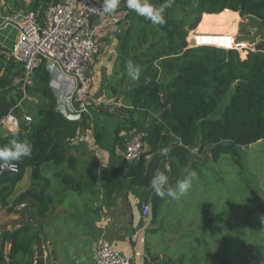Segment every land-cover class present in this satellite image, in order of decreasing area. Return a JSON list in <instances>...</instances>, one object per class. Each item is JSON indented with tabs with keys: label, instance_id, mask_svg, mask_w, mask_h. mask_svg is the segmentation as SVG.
I'll use <instances>...</instances> for the list:
<instances>
[{
	"label": "trees",
	"instance_id": "1",
	"mask_svg": "<svg viewBox=\"0 0 264 264\" xmlns=\"http://www.w3.org/2000/svg\"><path fill=\"white\" fill-rule=\"evenodd\" d=\"M151 3L160 6L164 0ZM238 13L250 18V24H256L262 35L259 47L249 49L244 58L230 45L189 46L186 26L195 18L199 23L190 36L224 45L227 43L223 41L229 39H223L224 31L220 36H210L204 29H212L215 22H224L226 28L231 19L236 32ZM164 17L163 25H153L126 6L121 8L119 21L123 28L115 31L120 50L116 65L122 79L128 76L129 61L141 73L139 80L129 77L125 91L129 106L121 107L126 116L116 134L121 129L141 128L146 135L140 157L132 162L124 160L116 167L103 166L97 171L96 161L88 157L90 151L84 148L83 141H73L81 125L88 127V114L83 111L80 120H69L57 110L45 59L35 64L24 85L14 86V78L23 73L24 65L0 56V91L14 86L9 95L0 92V118L9 112L18 116L19 138L33 145L31 157L17 162V172L0 170V207L19 212L25 219L9 238L6 232L0 236V264H32L27 256L40 236L34 224L45 221L52 205L63 202L68 195L80 194L85 206L97 211L100 206L94 201L101 193L97 180L107 191V203L112 204V197L124 189L139 197L150 186L156 170L166 174L170 167L172 178L187 168L203 175L204 170L211 169L226 155L236 167L237 185L240 189L249 188L243 181L240 147L264 141V0H174ZM239 32L244 34L239 39L249 34L248 29ZM228 93L229 100L221 108ZM31 98L35 101L30 102ZM143 110L147 115L158 112L157 117L145 121L139 117ZM214 112L217 115H212ZM23 113L31 119L24 120ZM12 133H2L0 129V147L8 143ZM161 149H168L167 156L161 155ZM193 149L197 156L207 153L211 163L193 158ZM27 168H31L30 184L18 198L16 206L23 204L18 209L10 205L8 196ZM258 211L262 218L253 222V232L249 230L248 236L236 232L234 241L223 238L225 234L215 221L227 216L216 211L207 220L212 222L216 234L207 230L201 234L184 233L181 242L187 249L170 248L158 264H264V199L258 204ZM157 232L159 229L148 227L144 233L148 255L152 249L149 238ZM247 237L250 240L245 244L242 240ZM8 239L6 259L3 248Z\"/></svg>",
	"mask_w": 264,
	"mask_h": 264
},
{
	"label": "crops",
	"instance_id": "2",
	"mask_svg": "<svg viewBox=\"0 0 264 264\" xmlns=\"http://www.w3.org/2000/svg\"><path fill=\"white\" fill-rule=\"evenodd\" d=\"M10 1L9 4H6L8 12L0 10V47L6 49L12 46L20 28L15 21L6 22L5 17L11 15L10 11L14 8H19L22 4L27 5L29 2V0ZM121 5L122 7L126 6V0L124 2L121 1ZM35 12L42 15L43 9L38 8ZM119 14L121 16V9ZM105 19L104 15H96L92 18L93 24L98 26L100 39L105 43L110 41L114 45L111 52L113 54V63L109 72L111 73L113 69L118 76L116 75V77L112 78L107 76L105 86L115 90L117 85L122 88L123 94L118 97L119 100L115 96H111L107 103H104L108 107L116 105L112 107L113 109H105L101 105L94 106L93 102L87 101L86 112L89 118L86 123L88 127L84 128L81 125L73 138V141H77L80 140L81 136L85 137V140H82L84 148L90 151L88 157L96 161L94 168L97 171L103 166L116 167L122 165L124 161V146L132 134L139 130V128L131 130L121 129L116 134V128L122 125V119L126 116L121 107L129 106V100L125 96V91L129 87V77L121 78L116 65V58L120 55L119 43L115 37V32L112 36L108 32L110 27L114 28V30L123 28V22L119 21V23H122V27H118L119 25L116 27L115 25L114 27L105 28L101 26ZM195 30H197V27ZM204 30L208 31L211 29ZM194 31H191V33ZM97 65L98 63L93 66L94 69ZM99 70L97 69L94 75L98 76ZM93 71V69L89 70L91 78ZM0 129L6 131L2 128ZM27 170H29L27 177L24 174L8 196L10 205L18 209L23 206L21 204L16 206L17 202L13 206V201L16 198L18 201L22 191L30 184L31 168H27ZM96 187L101 192L98 200L94 201V205L100 206L97 211L89 210L80 194L68 195L63 202L52 205L45 221L34 224V226L38 227L40 236L39 242L33 244L32 252L27 256L31 257L32 264H94V256L102 240L110 242L124 255L131 256L135 264H156L153 257L144 250L143 230L151 226V219L148 218L150 206L156 208L162 198L153 194L150 198V206L147 204L149 207L148 212L143 214L139 199L132 192L125 189L121 190L112 197L114 202L108 204L107 191L102 188L100 180H97ZM151 215L153 217V214ZM24 220L19 212H8L0 207V236L3 232H10L11 234L12 230L19 227ZM10 234L7 233L8 238ZM9 249L10 243L8 239L5 241L3 248L6 259ZM17 257L21 259L22 255L18 254Z\"/></svg>",
	"mask_w": 264,
	"mask_h": 264
},
{
	"label": "rangeland",
	"instance_id": "3",
	"mask_svg": "<svg viewBox=\"0 0 264 264\" xmlns=\"http://www.w3.org/2000/svg\"><path fill=\"white\" fill-rule=\"evenodd\" d=\"M9 1L10 0H0L1 11H9L6 8V4H9ZM48 3L47 0H29L27 5L22 4L19 8H14L10 13L14 14L30 10L37 11L38 8L42 10ZM229 20L230 23H227L229 25L228 27H224V22H215L214 26H211L213 28L207 32L210 36L213 34L220 36L222 35L220 32L224 31L225 36L223 39L227 38V36H229V39H225L223 43L226 42L228 45L235 47L239 51L240 56L244 58L249 49L259 47L262 39L261 30L256 24H250L252 22L250 18H243L238 15L235 22V32V28H232L233 22L231 19ZM117 25H119L118 27H122V23H117L116 27ZM242 28L248 29L249 34H247V37L239 39L237 38L238 36L244 35L239 32ZM115 31L116 30L111 27L108 30L111 36ZM194 32H196V30ZM190 34L191 31L188 37ZM202 40L204 39L197 41L201 43ZM102 42L103 40H101V43ZM113 46L114 45L111 44L110 41L102 43L101 51L98 55V65L95 69L94 67L92 68L94 71L92 78L90 76L91 84L86 100V102H93L92 104L94 106L101 105L105 109H113L112 107L116 106L112 105L108 107L106 106L107 104H104L107 103V100L111 98V96H115V98L119 100L118 97L123 94L122 88L117 85L115 90L105 86L107 76H111V78L116 77V75L118 76L117 72L113 69L111 73L109 72L113 63V54H111ZM97 69H100L98 71V76L94 75ZM14 86L17 85L14 84ZM14 86H10L0 92L9 95L13 92ZM229 96L228 93L222 100L221 108L227 104ZM31 101H35V99L31 98L30 102ZM145 112L146 111L143 110V113L139 115V117L144 118L145 121H150L151 116L153 120L157 117L158 113L154 112V114L149 113V115H147ZM212 115H217V112H214ZM160 116L162 115L160 114ZM1 132L4 133L5 131L1 130ZM194 152L195 149L192 150L193 158H198L205 163L210 162L207 153L197 156ZM240 152L242 153L244 164L243 181L249 188L244 187L240 189L236 181V167L230 156L223 155L218 162L213 163L211 169L204 170L203 175L195 173L189 192L180 199L165 197L162 198V202L160 201L156 208H152L149 203L151 196L154 194L151 185L139 194V203L145 202L150 206V213L148 215V218L151 219L150 227L159 229L156 235L149 238L152 248L151 257H153L156 264L165 258L168 254V250L172 247L180 246V250L187 249V246H184L181 242V236L184 233L195 231L201 234L207 230L213 235L216 234L214 230L215 227L213 229L211 228L213 225L212 222H207L216 211H221L223 215L225 214L227 216L220 217L215 223H217L218 227L224 232L225 235L223 238L226 237L228 241L235 240L236 232L242 233V236L245 234L248 236L249 230L253 232V222L262 218L260 215L261 213L258 211V204L264 199V141L240 147ZM28 172L29 170L26 169L24 173L26 177ZM189 172L190 169H183L176 174L175 178H172L174 173L173 171L171 172L169 167L166 173L169 178V185L175 187L177 181L184 179ZM151 214H153V217ZM143 232L145 233L146 229L143 230ZM242 236L238 237L237 240H240ZM249 240L250 238L247 237L242 241L246 244ZM190 244L191 243H188V245Z\"/></svg>",
	"mask_w": 264,
	"mask_h": 264
},
{
	"label": "built area",
	"instance_id": "4",
	"mask_svg": "<svg viewBox=\"0 0 264 264\" xmlns=\"http://www.w3.org/2000/svg\"><path fill=\"white\" fill-rule=\"evenodd\" d=\"M102 7L103 0H57L46 4L42 15L30 10L5 17L6 22L15 21L20 28L9 49L0 47V56L11 57L24 65L23 73L14 78V83L24 85L35 64L40 59H45L51 77L50 87L56 96L57 110L69 120H80L81 113L86 111L91 84L89 70L96 65L102 47L98 26L93 24L92 18L101 15L98 10ZM121 8L120 4L114 14L104 15L106 19L101 26L107 28L119 23ZM195 37H187L189 46L226 47L221 44L199 43ZM23 119L29 121L31 118L23 113ZM19 123V117L12 112L0 118V128L7 132L16 131ZM145 135V131L141 129L132 134L124 146L123 160L132 162L140 157ZM79 139L82 141L85 137L81 136ZM141 207L143 214H146L149 208L147 203L142 202ZM94 264L135 262L131 256L124 255L110 242L102 240L96 250Z\"/></svg>",
	"mask_w": 264,
	"mask_h": 264
},
{
	"label": "clouds",
	"instance_id": "5",
	"mask_svg": "<svg viewBox=\"0 0 264 264\" xmlns=\"http://www.w3.org/2000/svg\"><path fill=\"white\" fill-rule=\"evenodd\" d=\"M174 0H164L160 6H155L151 0H126V7L135 12L138 16L150 21L153 25H163L165 23L164 13L170 8ZM121 0H103V7L99 9L101 15H111L116 12ZM127 75L131 80L136 81L140 78L141 69L129 61L126 65ZM33 145L27 140H21L18 132L12 133L11 139L3 147H0V169H8L17 172V162L32 155ZM168 149H161V155L167 156ZM195 176L194 172H189L184 179L177 181L175 187L169 185V178L165 172L156 170L150 180L151 188L157 197H171L180 199L187 195Z\"/></svg>",
	"mask_w": 264,
	"mask_h": 264
},
{
	"label": "water",
	"instance_id": "6",
	"mask_svg": "<svg viewBox=\"0 0 264 264\" xmlns=\"http://www.w3.org/2000/svg\"><path fill=\"white\" fill-rule=\"evenodd\" d=\"M238 15L241 17V15L238 13ZM199 23V19L198 18H195L192 23H190L188 26H186V28L188 29V31H194L195 28L197 27ZM238 83H241V82H238ZM17 202V198L13 201V206H15ZM8 234H10V232H7Z\"/></svg>",
	"mask_w": 264,
	"mask_h": 264
},
{
	"label": "bare ground",
	"instance_id": "7",
	"mask_svg": "<svg viewBox=\"0 0 264 264\" xmlns=\"http://www.w3.org/2000/svg\"><path fill=\"white\" fill-rule=\"evenodd\" d=\"M196 39V38H195ZM204 40L201 41V43H211L208 39L206 40V38H202ZM196 40H200V39H196ZM213 44H219L218 42H214ZM225 46H228V44H224Z\"/></svg>",
	"mask_w": 264,
	"mask_h": 264
}]
</instances>
